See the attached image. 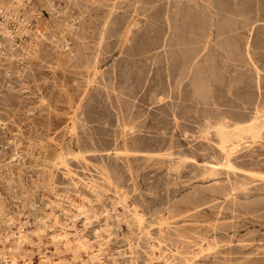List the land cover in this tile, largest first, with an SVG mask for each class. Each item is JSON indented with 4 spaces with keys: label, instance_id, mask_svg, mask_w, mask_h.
Wrapping results in <instances>:
<instances>
[{
    "label": "rangeland",
    "instance_id": "374dc122",
    "mask_svg": "<svg viewBox=\"0 0 264 264\" xmlns=\"http://www.w3.org/2000/svg\"><path fill=\"white\" fill-rule=\"evenodd\" d=\"M19 2L0 264H264V0Z\"/></svg>",
    "mask_w": 264,
    "mask_h": 264
},
{
    "label": "bare ground",
    "instance_id": "6f19581e",
    "mask_svg": "<svg viewBox=\"0 0 264 264\" xmlns=\"http://www.w3.org/2000/svg\"><path fill=\"white\" fill-rule=\"evenodd\" d=\"M18 2H19V0H18ZM19 3H21V2H19ZM18 3V4H19ZM11 10V9H10ZM13 11V10H12ZM17 11V10H16ZM3 13V12H2ZM9 15V14H8ZM1 27V26H0ZM4 27V26H3ZM6 36V35H5ZM10 37H11V35H10ZM257 119V117H253V118H250V120L249 121H247V122H245L244 124H247V123H249V122H251V121H254V120H256ZM238 125H242V124H238ZM237 126V125H236ZM66 130H68V129H66ZM73 130V129H72ZM77 136V135H76ZM72 137V136H71ZM70 140V139H69ZM79 141V140H78ZM81 142V141H80ZM79 142V143H80ZM78 143V144H79ZM81 145V144H80ZM77 146V145H76ZM217 154V153H216ZM78 155H80V154H78ZM77 155V156H78ZM215 155V154H214ZM79 157V156H78ZM171 158V157H170ZM211 159V158H210ZM61 163V162H60ZM198 163V162H197ZM215 164H216V162H215ZM224 164V163H223ZM210 166V165H209ZM219 166V165H218ZM57 168V167H56ZM216 168V167H215ZM218 168V167H217ZM209 171V170H208ZM213 171V170H212ZM215 171V170H214ZM207 175H209V174H207ZM238 176V175H237ZM231 178V177H230ZM215 179V178H214ZM233 181V180H232ZM236 181V180H235ZM239 181V180H238ZM238 185H240V184H238ZM242 185V184H241ZM235 186V185H234ZM246 186V185H245ZM230 187V186H229ZM239 187V186H238ZM87 190V189H86ZM247 191V190H246ZM122 192V191H121ZM225 193H226V191H225ZM229 193V192H228ZM232 193V192H231ZM219 194V193H218ZM216 195V194H215ZM221 195V194H220ZM229 197V196H228ZM27 198V197H26ZM83 198V197H82ZM227 198V197H226ZM228 199V198H227ZM86 201V200H85ZM120 202V201H119ZM121 204V203H120ZM234 204V203H233ZM65 206V205H64ZM87 206V205H86ZM78 209V208H77ZM127 212V211H126ZM142 213V212H141ZM80 214V213H79ZM96 216V215H95ZM140 216V215H139ZM140 218H142V217H140ZM139 218V219H140ZM56 220V219H55ZM119 221V220H118ZM125 223V222H124ZM62 226V225H61ZM156 228V227H155ZM42 233V232H41ZM215 233V232H214ZM79 236V235H78ZM66 238V237H65ZM219 238V237H218ZM66 240V239H65ZM99 240V239H98ZM142 240V239H141ZM70 242V241H69ZM191 242V241H190ZM213 242V241H212ZM215 242V241H214ZM213 242V243H214ZM82 243V242H81ZM153 243V242H152ZM50 244V243H49ZM197 245V244H196ZM253 245V244H252ZM190 246V245H189ZM189 246H187V247H189ZM198 246V245H197ZM211 246V245H210ZM250 246V245H249ZM201 247V246H200ZM255 247V246H254ZM261 247V246H260ZM47 248V247H46ZM71 248V247H70ZM74 248V247H73ZM72 248V249H73ZM78 248V247H77ZM211 248V247H210ZM75 249V248H74ZM86 249V248H85ZM84 249V250H85ZM93 249V248H92ZM201 249H203V246H202V248ZM233 250V249H232ZM259 250V249H258ZM257 250V251H258ZM91 251V250H90ZM243 251V250H242ZM245 251V250H244ZM255 251H256V249H255ZM205 252V251H204ZM215 253V252H214ZM252 253V252H251ZM80 254V253H79ZM175 254V253H174ZM189 254V253H188ZM245 254V253H244ZM243 255V254H242ZM252 255V254H251ZM23 256V255H22ZM157 256H158V254H157ZM60 257V256H59ZM130 257V256H129ZM173 257V256H172ZM187 259V258H186ZM190 259H193V257L192 258H190ZM246 259H247V257H246ZM249 259V258H248ZM258 259V258H257ZM78 262V261H77ZM193 262H194V260H193ZM259 262V261H258ZM193 264H195V263H193ZM256 264V263H255ZM260 264V263H259Z\"/></svg>",
    "mask_w": 264,
    "mask_h": 264
}]
</instances>
